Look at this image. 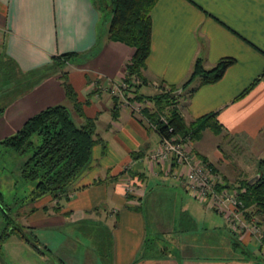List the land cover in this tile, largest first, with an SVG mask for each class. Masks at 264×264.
<instances>
[{
	"label": "crops",
	"instance_id": "crops-1",
	"mask_svg": "<svg viewBox=\"0 0 264 264\" xmlns=\"http://www.w3.org/2000/svg\"><path fill=\"white\" fill-rule=\"evenodd\" d=\"M93 1L0 0V58L27 73L49 65L53 56L72 53L62 71L83 117L94 121L97 143L89 166L68 188L61 209L53 213L56 201L49 197L35 209H47H39L42 217L101 225L109 240L107 264H264V247L253 236L229 232L223 217L189 195L171 161L161 165L150 159L160 140L147 119L131 114L118 99L114 107L105 86L123 80L133 49L106 39ZM149 16L150 52L139 93L154 95L156 85L164 91L180 86L197 57L204 69L221 58L234 59L219 81L198 87L182 105L180 98L177 108L187 125L215 115L220 133L203 131L191 151L216 172L229 163L222 154L226 141L242 146L238 155L246 161L262 160L264 0H157ZM58 76L26 82L22 90L7 87L11 97L2 105L0 132L20 128L46 107L64 105L72 112ZM248 168L256 176L264 163Z\"/></svg>",
	"mask_w": 264,
	"mask_h": 264
},
{
	"label": "trees",
	"instance_id": "trees-1",
	"mask_svg": "<svg viewBox=\"0 0 264 264\" xmlns=\"http://www.w3.org/2000/svg\"><path fill=\"white\" fill-rule=\"evenodd\" d=\"M156 2L157 0H95L93 6L99 13V22L106 24V39L133 49L130 59L124 65L123 96L128 103L147 102L148 106L139 108L137 112L129 109L130 113L140 114L146 118L160 141L171 138L175 141L187 139L191 146L200 139L205 130L215 136L218 135L220 126L212 113L196 118L188 125L185 124L177 108L178 100L183 95L188 99L200 86L219 81L225 70L234 64V59L221 58L211 68L204 69L202 59L197 57L191 64L187 78L180 86L170 87L164 91L161 85H157L156 94L151 96L140 94L139 87L142 83L140 74L150 52L149 13ZM72 55L69 53L53 56L49 65L27 73L16 71L11 60L0 58V82H3L0 93L9 91L4 84L10 80L15 82H12L11 88L16 89L26 82L36 83L41 78L58 72L65 99L72 107V112L64 105L46 107L26 119L13 135L0 140L1 146L24 157L19 174L21 179L33 182V187L29 191V201L36 202L37 199L49 197L56 201L53 204V213H58L62 207L59 202L66 201L68 188L88 168L91 149L97 143L94 121L83 117L75 94L67 83L66 73L62 71ZM193 81H196V85L190 87ZM257 81L258 78L254 79L235 99L243 97ZM178 89L181 90L179 95L171 98L170 94ZM118 100L113 97L114 107L118 105ZM3 109L4 107H0V114ZM165 113L166 124L163 125L158 118ZM73 114L83 118L81 124L74 120ZM167 129H170V132ZM262 163L264 158L259 161L258 166ZM207 166L212 169L210 165ZM258 174V179L251 186L247 185V180H239L232 183L229 188L238 191L237 200L241 208L247 210L244 212L245 217L249 219L256 215L259 218L257 224L264 226V173L259 171ZM222 181L225 183L223 179ZM39 209L43 213L47 210L44 206ZM34 210L35 207L31 206L30 212ZM15 229L16 234L24 239L23 227L18 225ZM9 234L8 231L0 234V246ZM262 237L263 233L261 239Z\"/></svg>",
	"mask_w": 264,
	"mask_h": 264
},
{
	"label": "rangeland",
	"instance_id": "rangeland-1",
	"mask_svg": "<svg viewBox=\"0 0 264 264\" xmlns=\"http://www.w3.org/2000/svg\"><path fill=\"white\" fill-rule=\"evenodd\" d=\"M100 28L105 32L106 24L100 21ZM2 74H4L3 71ZM12 82L14 81L10 80L4 86H12ZM0 83L1 86L3 82ZM21 86L18 87V90L22 88ZM4 92L0 93L1 107L11 97ZM184 101L183 95L179 104L182 105ZM18 129L13 127L3 130L0 132V140L13 135ZM207 134L209 135H206L205 143L210 141L208 136L211 134ZM221 145L224 147L222 153L225 155L224 159H228L229 163H226L221 169L217 168L216 173L225 181L226 189L230 190L229 186L232 183L254 177V172L249 170L248 166L256 163L259 165L256 159L248 157V161H246L244 155H238L242 151L237 149H241L242 146L236 144L235 140L223 142ZM234 147L235 150H233ZM193 155L197 157L194 152ZM197 158L202 163L210 165L201 157ZM23 160L24 157L0 145V234L3 231L10 233L0 246V264H107L105 256L109 240L101 225L89 222L71 224L68 221H62V217L57 215L42 217V212L40 213L39 209L30 212L31 206L36 207L44 201L42 199H37L36 202L29 201V191L33 187V182L25 181L20 177V165ZM192 160L195 161L194 158ZM212 169L214 168L212 167ZM184 171L183 174H185ZM261 171L264 173V168ZM180 173L181 171H178L175 175L178 176ZM187 192L192 196L191 192ZM193 204L197 206L195 202ZM198 208L196 207V209ZM255 217L259 220L256 215ZM18 225L23 227L24 239L15 232ZM255 227L258 231L254 229L252 231L262 244L264 240L261 239V234L264 232V226L255 224Z\"/></svg>",
	"mask_w": 264,
	"mask_h": 264
},
{
	"label": "built area",
	"instance_id": "built-area-1",
	"mask_svg": "<svg viewBox=\"0 0 264 264\" xmlns=\"http://www.w3.org/2000/svg\"><path fill=\"white\" fill-rule=\"evenodd\" d=\"M105 90L110 96L119 99L124 106L134 112H137L139 108L148 106L147 102L128 103L123 96L125 84L122 81L107 82ZM158 120L163 125L166 124L164 115H161ZM167 131L170 132V129H167ZM190 149L191 146L187 139L178 141L173 138L161 140L159 146L150 154V159L161 165L168 162V160L173 162L177 172L181 171L178 176L183 177L185 189L192 193L191 197L195 201L223 217L230 232L246 233L256 239L252 230L258 231L255 227L258 220L255 216L249 219L245 217L244 212L247 210L241 208L237 200L238 191L226 189L221 177L194 156ZM183 170H185V174H183ZM229 194L232 195L229 196ZM258 243L260 244L259 241ZM260 245L264 247V244Z\"/></svg>",
	"mask_w": 264,
	"mask_h": 264
},
{
	"label": "water",
	"instance_id": "water-1",
	"mask_svg": "<svg viewBox=\"0 0 264 264\" xmlns=\"http://www.w3.org/2000/svg\"><path fill=\"white\" fill-rule=\"evenodd\" d=\"M180 91H181V90L178 89V90L172 92V93L170 94V97H171V98L176 97L177 95H179ZM258 175H259V174H257L256 176L250 178L249 180H247V182H246L247 185H248V186H251L253 183H255L256 180L258 179Z\"/></svg>",
	"mask_w": 264,
	"mask_h": 264
}]
</instances>
